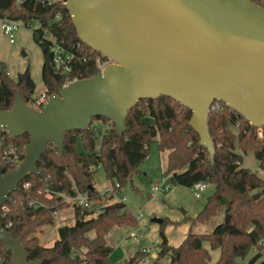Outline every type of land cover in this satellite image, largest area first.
<instances>
[{"label":"trees","instance_id":"obj_1","mask_svg":"<svg viewBox=\"0 0 264 264\" xmlns=\"http://www.w3.org/2000/svg\"><path fill=\"white\" fill-rule=\"evenodd\" d=\"M253 1L264 7V0ZM0 18L33 27V37L44 53L42 76L49 95L59 92L66 77L54 71L44 29L74 53L70 76L89 78L97 72L95 58L99 52L80 40L69 10L61 1L0 0ZM35 88L29 69L14 80L0 61V109H12L18 93L28 102ZM192 114L191 108L161 95L139 99L129 110L127 128L121 135L115 123L106 117H95L85 130L66 132L62 150L49 143L38 160L39 173L25 177L3 204L0 211L3 226L22 239L29 259H40L39 264H112L113 248L107 244L106 235L114 226L136 225V214L120 201L104 206L95 216L93 211L74 207L76 222L60 226L59 238L51 246H45L38 237L42 226L55 224L57 212L70 207L61 196L49 192L75 195L79 191L99 202L102 195L92 183L97 170L102 168L106 178L111 183L119 182L122 189L140 172V164L156 142L159 150L167 152L164 174L170 176L174 186L192 187L201 181L213 185L203 208L189 218L192 228L207 224L220 210L225 217L230 216L227 226L225 220L217 222L210 233L194 232L191 228L177 247L169 244L161 228L156 263L166 258L170 259L169 264H208L210 253L205 246L208 243L220 251L215 264H239L237 260L245 259L252 249L255 255L248 264H264V179L242 165V152L252 150L264 171V126L256 127L224 102H214L208 118L216 149L212 160L207 148L199 143V134L189 124ZM95 121H101L102 125H95ZM108 122L112 126L104 130L102 126ZM29 142L28 133L11 137L7 130L0 131V163L5 172L16 167L11 162L15 155L20 160L24 158ZM79 142L82 150L78 149ZM256 191L260 193L257 199L253 197ZM165 223L163 219L161 225ZM91 231L95 232L93 237L88 236ZM82 246L87 249L83 256L78 251ZM0 255L2 264H11V253L1 242Z\"/></svg>","mask_w":264,"mask_h":264},{"label":"water","instance_id":"obj_2","mask_svg":"<svg viewBox=\"0 0 264 264\" xmlns=\"http://www.w3.org/2000/svg\"><path fill=\"white\" fill-rule=\"evenodd\" d=\"M66 7L80 40L116 63L61 87L41 110L28 106L20 93L12 109H0V131L30 135L14 169L5 172L0 163V211L25 177L39 173L37 163L49 143L62 150L64 134L89 128L95 117L110 119L121 135L139 99L165 95L191 108L189 124L212 160L208 118L215 101L264 126L263 6L253 0H68ZM0 242L11 264L41 262L29 259L22 239L1 218Z\"/></svg>","mask_w":264,"mask_h":264},{"label":"rangeland","instance_id":"obj_3","mask_svg":"<svg viewBox=\"0 0 264 264\" xmlns=\"http://www.w3.org/2000/svg\"><path fill=\"white\" fill-rule=\"evenodd\" d=\"M0 61L5 63L9 76L14 80H17L20 73L29 69L36 85L35 94L39 95L45 90L42 76L44 53L33 37V27L21 22L14 33V42H10L9 36L4 33L0 18ZM95 125H102V123L95 121ZM111 126L108 122L102 127L105 130ZM78 149H83L80 142ZM166 159L167 153L159 150L158 144L153 142L148 156L139 166L140 172L134 175L128 185L122 187L121 194L116 193L115 197L110 200H106L105 196L103 200L106 187L111 185L110 180L106 178L102 168L95 173L92 183L101 193L102 198L99 201L101 209L95 208L92 216L102 211V205L107 206L117 201L123 194L127 197L126 204L130 211L138 215L136 225L114 226L106 235L107 244L113 248L110 255L112 264H124L128 261L133 264H169L170 259L166 258L156 263L159 244L162 240L160 229H164L171 246H179L192 228L189 218H194L200 212L207 197L213 191V185H208L202 196L197 198L193 187L174 186L170 176L164 174ZM242 159L244 167L257 172L264 179V171L259 168V161L252 150L242 152ZM162 183L170 185V189L155 193L152 188ZM256 193L259 191L254 192ZM156 217L166 219V223L161 225L153 222L152 219ZM223 220H225V213L220 210L207 224H196L192 230L199 233H210L215 224ZM75 222V210L71 207L62 209L56 216L55 224L42 226V230L38 233L41 244L52 245L53 240L59 238V227L65 224L72 225ZM94 235V231L88 233L89 237ZM205 246L210 253L208 264H215L220 255L219 249H212L208 243H205ZM147 249L150 251L146 252ZM78 251L83 256L87 249L82 246ZM139 251L144 254L143 257ZM254 255L255 250L252 249L245 259L237 261L239 264H248Z\"/></svg>","mask_w":264,"mask_h":264},{"label":"built area","instance_id":"obj_4","mask_svg":"<svg viewBox=\"0 0 264 264\" xmlns=\"http://www.w3.org/2000/svg\"><path fill=\"white\" fill-rule=\"evenodd\" d=\"M22 0H17L18 3H20ZM55 1H61L63 4H67L68 0H47V3L55 2ZM21 25V22L11 20L8 18L2 19V27L4 30V33L9 36L10 42H14V33ZM44 39L49 40V49L52 54V65L54 68V71L65 76L66 81L63 83L62 87H66L70 85L71 83L81 80L78 76H70L72 65L71 61L74 59L75 55L73 52L65 49L63 45L57 42V40L51 35H49V32L47 29H44L43 34ZM116 62L106 56L105 54L99 53L96 55L95 58V64H96V71L97 72H103L108 66L115 64ZM96 72V73H97ZM84 79V78H82ZM51 95L47 93V91H43L41 94L37 95L34 93L32 96V99H30L26 104L36 110H41L43 105L47 102ZM217 102V101H215ZM219 102V101H218ZM213 105V104H212ZM23 159H19L18 156H14L11 159V162L15 164L16 166L22 161ZM208 183L205 181L197 182L192 187L195 193V196L197 198L202 196V193L208 188ZM153 191L155 193L161 191V190H168L170 189V185L162 183L161 185H155L153 188ZM49 192V191H48ZM116 193H122L121 192V185L119 182L111 183L110 186L106 187L105 192L103 193V197H106V200L113 199L116 195ZM49 194H55L58 196H61L63 200L66 203L70 204V207H81L84 210L94 211L95 208H98L97 210L101 209L100 203L92 200L87 193L79 192L77 191V194L75 195H69L62 192H49ZM126 195L123 194L119 196L117 201L126 203ZM105 205H102L104 207ZM138 216V215H137ZM10 223L8 224V226ZM150 249H147L145 251H149ZM3 257L0 255V264L3 262Z\"/></svg>","mask_w":264,"mask_h":264},{"label":"crops","instance_id":"obj_5","mask_svg":"<svg viewBox=\"0 0 264 264\" xmlns=\"http://www.w3.org/2000/svg\"><path fill=\"white\" fill-rule=\"evenodd\" d=\"M166 153H167V152H166ZM165 166H166V165H165ZM100 194H101V193H100ZM104 199H105V197H103V200H104ZM71 208H73V207H71ZM73 209H74V208H73ZM60 211H61V210H60ZM60 211H59V212H60ZM59 212H57L56 216L59 214ZM69 225H70V224H69ZM54 242H55V240H53V243H54ZM53 243H52V244H53ZM50 246H51V245H50ZM149 251H150V250H149ZM149 251H147V252H149Z\"/></svg>","mask_w":264,"mask_h":264}]
</instances>
